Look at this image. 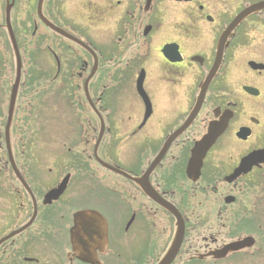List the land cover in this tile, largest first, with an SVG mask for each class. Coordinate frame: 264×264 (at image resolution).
I'll return each instance as SVG.
<instances>
[{
  "label": "flooded vegetation",
  "instance_id": "obj_1",
  "mask_svg": "<svg viewBox=\"0 0 264 264\" xmlns=\"http://www.w3.org/2000/svg\"><path fill=\"white\" fill-rule=\"evenodd\" d=\"M12 2L0 0V264H264V0H77L70 32L98 59L91 102L94 57L75 42L74 62L48 48L53 73L23 67L15 89ZM21 3L11 20L25 31ZM64 4L48 1L57 23ZM212 127L224 130L194 159Z\"/></svg>",
  "mask_w": 264,
  "mask_h": 264
},
{
  "label": "rangeland",
  "instance_id": "obj_2",
  "mask_svg": "<svg viewBox=\"0 0 264 264\" xmlns=\"http://www.w3.org/2000/svg\"><path fill=\"white\" fill-rule=\"evenodd\" d=\"M22 3H24L23 6H21ZM22 3L20 4L21 9H22V12L20 14H22L23 18L28 23L27 33L20 31V33H22V35L20 36V41L22 44L23 59H24V79H25L26 73L30 76L32 71L34 72V74H37V71H38V69L34 70V68L29 67V66L33 65L32 61H30V58H29V55H30V52L32 49L35 50V52L37 53V56L35 57V63L37 64V66L43 70H45L46 67H51L52 73H53V69H55V66H54L51 55L48 52L44 51L46 44L61 45V46H63V48H67L68 52L66 53V55L64 56V59H63L64 64L67 63L69 65L70 62H74V58H73L74 54L73 53H75V52L78 53L80 51L77 50L74 47V45H72L71 42L55 36L44 25L36 22V20H38L36 6H35L36 0H22ZM63 3H65L64 4L65 10L63 11V9H62L61 15L63 16V18L61 19L62 16L60 15L61 17L59 19V22L65 26H62V25H59V26L68 31L67 28L70 27L71 14L73 12V6H75V4L77 3V0H63ZM18 21H21L20 16L18 17ZM14 22L17 23L15 21V19H14ZM34 22L38 24V28H37L38 30H36V31L33 29L34 24H35ZM34 31L36 33L34 36H32L31 34ZM42 37H44L45 39H42ZM38 38H40V39L38 40ZM41 39L43 42L45 41V43H42ZM30 41H32V42H30ZM29 42H30V45H29ZM35 45L38 48H34ZM239 59H241V54H239ZM245 69H246V67L243 65V63L239 62V65L237 67L236 79H249L248 71ZM259 79H264V77L259 78ZM192 82H194V79H188V81H185V83H186L185 85L191 86ZM191 91H193V90H191ZM127 92H131V90H127ZM61 107L63 109L69 110V105L66 102H62ZM51 113H52V111H51ZM46 146H48L47 143L44 144V142H41V155L42 154L44 155L43 152H44V149H46L45 148ZM52 158H53V155L51 156V159ZM48 166H49L48 168L53 169L51 162H49Z\"/></svg>",
  "mask_w": 264,
  "mask_h": 264
},
{
  "label": "water",
  "instance_id": "obj_3",
  "mask_svg": "<svg viewBox=\"0 0 264 264\" xmlns=\"http://www.w3.org/2000/svg\"><path fill=\"white\" fill-rule=\"evenodd\" d=\"M43 3H44V0H39L38 2V14H39V18L40 20L49 28L51 29L52 31L56 32L57 34L69 39V40H72V41H75V42H78L80 43L78 40H76L74 37H72L71 35L67 34L66 32H64L63 30H61L60 28L56 27L55 25H53L51 22H49L46 17L44 16L43 14ZM14 6V3L12 5H9L8 9H7V14H8V17H7V25H8V29H9V33H10V36H11V39L13 41V46H14V52H15V57H16V61H17V79H20V76H21V67H22V62H21V58H20V53H19V49H18V46H17V41H16V37H15V34L13 32V29H12V26H11V23H10V11H11V8ZM82 45V44H81ZM84 46V45H83ZM85 47V46H84ZM87 50H89L91 52V49L88 48V47H85ZM94 54V53H93ZM97 68V60L95 62V66H94V71L96 70ZM93 71V73H94ZM93 73L92 75L90 76L89 80L92 78L93 76ZM216 74V68H213L212 72L210 73V75L208 76L206 82H204V84L202 85V93H204L211 80L213 79V77L215 76ZM143 79V78H141ZM89 80L87 81L86 83V91L88 92V82ZM138 91L140 93H144L143 91V87H142V80H140L138 82ZM223 130L222 129H216V128H211L210 129V132L209 134L196 146L195 150H194V159L197 158V160L201 159L202 157L200 156H204L201 155L202 153V150H204V148H207L209 146V143L214 141L222 132ZM206 150V149H205ZM204 153V152H203ZM244 165H246V162L244 163ZM55 195V192H52L49 196H53L54 197Z\"/></svg>",
  "mask_w": 264,
  "mask_h": 264
}]
</instances>
